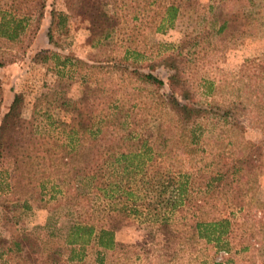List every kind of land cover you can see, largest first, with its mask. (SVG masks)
Segmentation results:
<instances>
[{
  "label": "rangeland",
  "instance_id": "obj_1",
  "mask_svg": "<svg viewBox=\"0 0 264 264\" xmlns=\"http://www.w3.org/2000/svg\"><path fill=\"white\" fill-rule=\"evenodd\" d=\"M101 1L86 8L80 0H45L36 33L11 39L13 17L30 12L33 26L40 7L30 0H0V124L14 96L22 97L20 116L2 132L0 147V264H264V69L254 66L264 63V0H183L174 24L160 31L124 20L129 6L108 0V11L123 13L121 31L95 43L88 20L77 13L101 9ZM126 47L139 53L123 59ZM41 49L56 55L35 63ZM135 68L164 84L136 79ZM171 73L177 74L181 101L186 96L205 109L196 118L204 152L198 150L189 169L193 197L202 207L175 214L169 231L144 216H126L115 231L125 246L113 251L99 253L93 243L83 250L66 244L72 221L123 215L114 218V210L101 209L93 192L78 196L73 189L77 184L88 190L75 179L84 164L65 167L61 157L82 151L79 142L91 137L69 132L62 121L78 113L77 119L88 123L123 103L132 115L118 112L98 137L118 138L129 120L139 122V133H148L146 128L155 133L159 121L168 124V116L157 115L156 104L171 93ZM84 154L88 159L92 151ZM105 170L109 179H117L113 165ZM62 172H69L65 182ZM219 172V187L201 192ZM214 216L231 218L227 248L190 227L194 219ZM72 249L81 258L68 259Z\"/></svg>",
  "mask_w": 264,
  "mask_h": 264
},
{
  "label": "trees",
  "instance_id": "obj_2",
  "mask_svg": "<svg viewBox=\"0 0 264 264\" xmlns=\"http://www.w3.org/2000/svg\"><path fill=\"white\" fill-rule=\"evenodd\" d=\"M30 1L35 2L40 7L36 22L33 26L30 24L29 20H32V13L30 12L23 13L17 18L13 17L14 32L10 34L9 38L14 39L25 32L33 36L38 30L40 20L44 14L45 0ZM182 1L122 0L120 5H128V9H131V11L124 14L128 16L124 20L139 21L142 26L160 31L165 26L174 24L180 14ZM112 2L116 6L120 3L119 0H112ZM108 3V0H102L100 2L101 9L89 8L77 13L82 14L83 19L88 20L90 29L93 32L92 39L95 43L112 39L121 31L120 24L123 13L118 15V10L113 13L108 11ZM91 4L93 5L92 0H80V5L86 6V8H88L87 5ZM2 17L5 19L6 15ZM112 18L117 23L112 22ZM224 26L225 22H223L221 28ZM132 53L138 54L139 52L130 51L126 47L124 56L121 58L127 59L129 54ZM54 55H56L55 52L50 49H41L35 53L32 59L35 63L45 64ZM67 59L69 58L65 57V60ZM2 62L0 61V64ZM254 66L257 69H264V63H256ZM131 73L136 79L144 83H150L157 87L164 84V81L152 72H143L135 68L131 70ZM256 76L259 77V73ZM169 77L168 85L171 93L167 96H160L158 105L156 104L157 115H166L169 120L168 124L159 121L154 126L155 133L153 131L152 133L150 128H146L148 133H139L140 131L136 127L139 122H130L129 120L124 121V125L127 124L126 131L120 134L118 138H113L108 142L98 137L103 126L118 117V112H123L124 117L132 115L131 109H126L123 103L113 105V111L105 117H99L98 120H93V116L90 117L92 119L88 123L82 122L81 118L78 120V113L72 114L65 122L62 121L61 124L69 132L73 134L88 133L91 137L88 138V143L79 142L78 147L82 151L72 149L73 153L69 154L67 152L68 156L61 157V164L65 167L71 164L73 166L80 163L84 164L83 168L75 171V179L80 177L81 182L85 187H88V190L85 191L82 185L77 184L73 189L75 188L78 196H84L90 191L93 192L95 196L101 199V209L106 212L114 210V218L120 214L123 215L121 219H112V215L107 214V216L103 215L102 218L96 221L90 219L72 221L68 224L66 230V244L79 246L83 250L86 245L93 243L99 248V253L102 249L113 251L125 246V244L116 240L115 231L121 224L125 223L126 216H144V220L156 222L160 227L169 231L175 223L173 220L175 214L190 206L197 207V209L202 207V200H196L193 197L194 182L190 178L189 169L196 165L194 156L198 150L204 152V149H201L199 145V136L202 131L201 123L196 118L199 117L198 112H205V109L194 107L189 103L186 96H183V101H181L176 95L178 88L177 74L171 73ZM21 102V95H15L9 110L3 116L0 124V147L3 142L2 132L9 128L13 124V120L20 116ZM63 104L66 105L65 102ZM71 106L74 110L78 109V105ZM166 131L171 133L169 137H165ZM84 150L92 151V156L88 159L85 158ZM107 165H113V169L118 175L117 179L108 178L105 170ZM68 174L69 172L61 173L62 181H66ZM222 176L221 172L212 175L210 184L205 187L206 190L201 188L200 191L206 194L207 191L210 192L209 188H218ZM132 183H135V185ZM231 214L233 215L234 212L232 211ZM231 225L230 217L214 216L209 219H194L190 227L196 229L198 236L204 238L207 242H214L215 246L219 248H227L225 236L231 230ZM75 258H81V256H77L72 249L68 259L73 260ZM99 260L102 261V258H99Z\"/></svg>",
  "mask_w": 264,
  "mask_h": 264
},
{
  "label": "crops",
  "instance_id": "obj_3",
  "mask_svg": "<svg viewBox=\"0 0 264 264\" xmlns=\"http://www.w3.org/2000/svg\"><path fill=\"white\" fill-rule=\"evenodd\" d=\"M224 262L220 263V264H223Z\"/></svg>",
  "mask_w": 264,
  "mask_h": 264
}]
</instances>
